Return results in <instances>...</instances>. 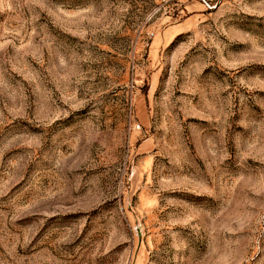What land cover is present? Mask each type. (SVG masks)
Returning a JSON list of instances; mask_svg holds the SVG:
<instances>
[{"label": "rangeland", "instance_id": "374dc122", "mask_svg": "<svg viewBox=\"0 0 264 264\" xmlns=\"http://www.w3.org/2000/svg\"><path fill=\"white\" fill-rule=\"evenodd\" d=\"M0 264H264V0H0Z\"/></svg>", "mask_w": 264, "mask_h": 264}]
</instances>
